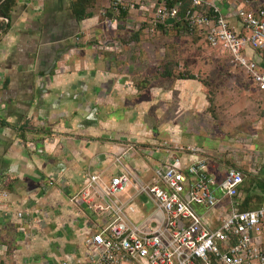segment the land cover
<instances>
[{
    "label": "crops",
    "instance_id": "1",
    "mask_svg": "<svg viewBox=\"0 0 264 264\" xmlns=\"http://www.w3.org/2000/svg\"><path fill=\"white\" fill-rule=\"evenodd\" d=\"M12 1L7 17L0 15V264H88L82 240L95 228L77 195L88 175L104 185L120 163L147 182L175 153L173 144L147 156L109 140L112 102L132 87L123 44L111 42L120 34L109 0H90L79 20L75 0ZM193 137L189 146L207 158L210 172L223 160L244 164L223 155L230 141L211 149Z\"/></svg>",
    "mask_w": 264,
    "mask_h": 264
},
{
    "label": "built area",
    "instance_id": "2",
    "mask_svg": "<svg viewBox=\"0 0 264 264\" xmlns=\"http://www.w3.org/2000/svg\"><path fill=\"white\" fill-rule=\"evenodd\" d=\"M180 1L110 0V8L116 14L134 12L149 27H169ZM182 19L178 33L220 50L264 92V0H189ZM173 149L174 154L152 168L147 182L119 162L120 172L104 185L96 174L88 175L85 190L77 193L95 228L82 240L86 262L264 264V206L238 208L244 173H256L261 158L249 156L247 169L223 160L215 173L196 147L173 144ZM129 186L135 191L119 201L117 196Z\"/></svg>",
    "mask_w": 264,
    "mask_h": 264
},
{
    "label": "rangeland",
    "instance_id": "3",
    "mask_svg": "<svg viewBox=\"0 0 264 264\" xmlns=\"http://www.w3.org/2000/svg\"><path fill=\"white\" fill-rule=\"evenodd\" d=\"M141 19L134 15L123 23L117 28L120 36L111 41L124 39L142 24L136 40L121 42L132 87L127 96L118 94L112 102L109 140L127 150L143 149L147 156L154 150L161 153L165 143L189 145L192 136L203 148H216L223 140V149L230 141L232 146L223 155L244 160L240 167L247 169V156L262 159L255 175L244 176L241 191L250 206H264V92L232 67L220 50L174 29L149 27ZM187 74L194 78H180ZM132 192L117 198L124 201Z\"/></svg>",
    "mask_w": 264,
    "mask_h": 264
},
{
    "label": "trees",
    "instance_id": "4",
    "mask_svg": "<svg viewBox=\"0 0 264 264\" xmlns=\"http://www.w3.org/2000/svg\"><path fill=\"white\" fill-rule=\"evenodd\" d=\"M12 2H13L12 0H0V15L1 16L7 17L6 11L8 10L9 7L12 6ZM89 2H90V0H75L74 1V3H73L74 8L73 9H74L75 17H76L77 20L88 16L87 14H89V13H84V11H85V8L90 7V3ZM188 6H189V0H181L180 1V4L178 6V9H177L176 16L174 18V21L172 22V25L169 26V27H164V26H161V25H156L155 27L156 28H159V29H163V30H166V28H168V29H174L176 32H179L180 29H182L184 27V25H183V19L182 18H183V13H184V11L186 10V8ZM201 10L203 12H206V13L208 12V10L206 11L204 7H202ZM103 14H104V17H106V18H110V15H112V14H109V13H106L105 14V11H104ZM127 15H128V12H126V11H120L118 13V15L116 17V19H117L116 20L117 21L116 28H120V27L123 26L122 24H119L118 22L121 19H124ZM142 28H143L142 27V24H140L139 25V28L137 30H135L134 32H132L131 35H126V37L124 39H121L120 42L125 43L126 41L136 40L137 33ZM194 39H196V38H194ZM180 78H183V79H193L194 76L192 74H187V75H184V76H182ZM258 91L263 92L261 90H258ZM225 164L226 165H232V163H229L228 161H226ZM240 197H241V200H240V204H239V207H238L240 210L252 209V208L258 207V206H255V207L250 206L248 204V201H246V195L242 194V191H240ZM260 229H261V233H262L263 246H264V218L262 219V221L260 223Z\"/></svg>",
    "mask_w": 264,
    "mask_h": 264
},
{
    "label": "water",
    "instance_id": "5",
    "mask_svg": "<svg viewBox=\"0 0 264 264\" xmlns=\"http://www.w3.org/2000/svg\"><path fill=\"white\" fill-rule=\"evenodd\" d=\"M54 64H55V59L52 61L51 65H50V69L54 66Z\"/></svg>",
    "mask_w": 264,
    "mask_h": 264
}]
</instances>
